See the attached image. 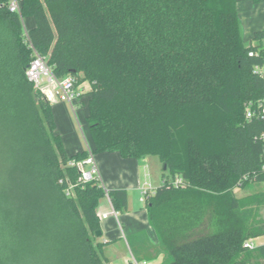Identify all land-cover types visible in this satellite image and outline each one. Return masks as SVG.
I'll use <instances>...</instances> for the list:
<instances>
[{
	"label": "trees",
	"instance_id": "trees-1",
	"mask_svg": "<svg viewBox=\"0 0 264 264\" xmlns=\"http://www.w3.org/2000/svg\"><path fill=\"white\" fill-rule=\"evenodd\" d=\"M19 2L0 0V264L30 252L41 264H102L100 201L129 211L127 189L79 182L69 163L89 150L68 155L55 133L52 102L26 75L32 47L75 88L91 83L94 154L167 166L145 200L163 264H264V243L244 246L264 235L253 207L264 191L235 192L264 182V118L247 117L264 93L249 55L264 30L247 42L238 0Z\"/></svg>",
	"mask_w": 264,
	"mask_h": 264
},
{
	"label": "crops",
	"instance_id": "crops-1",
	"mask_svg": "<svg viewBox=\"0 0 264 264\" xmlns=\"http://www.w3.org/2000/svg\"><path fill=\"white\" fill-rule=\"evenodd\" d=\"M30 18L27 31L36 23L34 17ZM82 90L84 87L81 92ZM88 148L91 147L88 145ZM147 157L149 156L139 160L122 159L117 153L107 152L95 156L100 169V181L106 190L123 188L129 192L128 212L114 215V206L108 195L102 198L98 206L102 235L99 238L101 240H95V244L103 243L100 252L102 264L164 263L165 255L160 252L157 232L149 221L146 202L142 200L145 191L151 193L155 190L143 187L140 163ZM135 192L138 194V201ZM104 214H107V218H102Z\"/></svg>",
	"mask_w": 264,
	"mask_h": 264
},
{
	"label": "rangeland",
	"instance_id": "rangeland-1",
	"mask_svg": "<svg viewBox=\"0 0 264 264\" xmlns=\"http://www.w3.org/2000/svg\"><path fill=\"white\" fill-rule=\"evenodd\" d=\"M237 9L241 20L243 35L249 43L253 40L257 30H264V0H238ZM30 17L33 16L25 17V28L29 26V22L31 21ZM82 87H84V90L78 93ZM90 90L91 83L85 82L80 86H76V94L72 101L52 103V111L56 123L55 133L61 136L64 147L69 155L77 151L87 150L88 145L94 149L93 138L86 120L89 112L90 96L88 92ZM140 164L144 188H156L162 184L164 173H167L169 176V172L164 169V165L158 156L150 155ZM262 191H264V182L257 183L248 188H235L237 196L243 199ZM134 194L138 201L137 192ZM253 207L255 209V221H260L261 224L264 223V202L255 203ZM99 238L97 236L96 240H101ZM253 238L256 244L264 243V235L254 236ZM25 259L28 260L26 264L30 262V264H41L40 261L42 260L41 255L36 252H30L29 257ZM255 260L261 262V259L258 257Z\"/></svg>",
	"mask_w": 264,
	"mask_h": 264
},
{
	"label": "built area",
	"instance_id": "built-area-1",
	"mask_svg": "<svg viewBox=\"0 0 264 264\" xmlns=\"http://www.w3.org/2000/svg\"><path fill=\"white\" fill-rule=\"evenodd\" d=\"M11 11L20 10L19 0H13L10 3ZM253 45L255 48L249 51V55L257 57L259 61L254 66V71L264 80V35L258 39H254ZM33 59L30 61L26 75L43 93L48 97L50 101H72L76 94V88L74 86L75 80L72 76H66L63 78L58 77L52 67L49 65L46 57L40 54L35 48H33ZM81 91L79 90L78 93ZM255 113H258L264 118V93L262 98L257 103L256 110L248 108L247 117L251 118ZM264 139V133L262 134ZM89 155L83 160L70 161V165L74 166L79 171V182L88 183L90 181L100 180V169L91 148H88ZM181 182L177 180L176 184ZM108 191V190H107ZM70 192V190H69ZM142 200H146L148 194L145 191ZM112 213L117 215L118 212L115 208L112 209ZM102 218H107V214L102 215ZM254 238H250L244 242V246L249 249L256 248L259 244H256ZM137 264H146V262H136Z\"/></svg>",
	"mask_w": 264,
	"mask_h": 264
},
{
	"label": "water",
	"instance_id": "water-1",
	"mask_svg": "<svg viewBox=\"0 0 264 264\" xmlns=\"http://www.w3.org/2000/svg\"><path fill=\"white\" fill-rule=\"evenodd\" d=\"M166 168H167V166L165 165V166H164V169H166ZM101 235H102V230L97 231V236L100 237Z\"/></svg>",
	"mask_w": 264,
	"mask_h": 264
}]
</instances>
